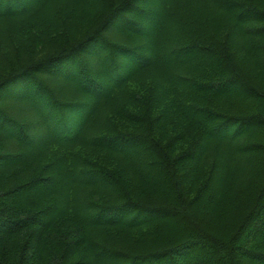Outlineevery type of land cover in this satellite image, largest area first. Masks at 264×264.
Here are the masks:
<instances>
[{"label": "trees", "instance_id": "16d2710c", "mask_svg": "<svg viewBox=\"0 0 264 264\" xmlns=\"http://www.w3.org/2000/svg\"><path fill=\"white\" fill-rule=\"evenodd\" d=\"M0 264H264V0H0Z\"/></svg>", "mask_w": 264, "mask_h": 264}, {"label": "rangeland", "instance_id": "374dc122", "mask_svg": "<svg viewBox=\"0 0 264 264\" xmlns=\"http://www.w3.org/2000/svg\"><path fill=\"white\" fill-rule=\"evenodd\" d=\"M98 8L99 7L97 4H95V6H92L91 4H89L88 7L85 8V10L89 13V18L82 21L84 24H82L80 27L77 28V30H75V33L77 32V35L79 34L77 38H81V36L83 35L82 30L88 25V22L91 21L90 20L91 17L95 16V13L97 12ZM155 9H157V7H155ZM92 28H93V26L89 27L88 29L91 30ZM106 36L108 37L109 40H111L112 42H115V43H119V44L129 43L128 41H126V39L123 36H121L120 34H117L116 32H111V31L109 32L108 31V34ZM50 44L51 43H47V42L40 41V40L38 42L37 41L32 42L30 46L23 49L22 54L19 56L18 64H28V63L33 62L34 60H37L39 57L43 56V54L46 52V47H48ZM119 61L122 62V65L126 64V66H127V62H126L127 60L126 59L119 57ZM86 63H88L89 64V65L87 64L88 67L91 68L92 65H95L94 64L95 59L93 60L91 58H88ZM49 85L51 86L53 91L63 101H67V102L72 103V102H76L79 100L78 96L73 94L69 88L64 87L63 84L60 83L58 80H56V79L50 80ZM148 86H149V81L146 80V77L145 78L141 77V78L129 83L128 90L129 91L137 90V91H139V93H141V92L143 93V91H145ZM21 101H24V100L22 99ZM23 103L24 104L26 103L25 105L26 106L28 105V107L30 105L27 103L26 100ZM18 104L19 103L15 104V105H18ZM71 114L72 113H69V117L73 118V116ZM106 117L107 116H105V118ZM119 122H120V125L118 122H116L115 120L112 119L110 122H107L106 124L111 123L115 127V130L116 129H118L119 131H129L130 130V127L127 126L128 122L124 121L123 119H121ZM43 133H44L43 129H42V127H40L37 130H31L30 135L36 137V135H42ZM100 156L102 158L101 154H100ZM102 161L105 162L108 166H114V164H112L110 161H108L106 159H102ZM14 174H15L14 172H9L6 174L5 179H4V181H5L4 185L5 186L11 187L15 183V181L13 180ZM15 179H17V178L15 177ZM4 185L1 184V187L5 188ZM209 255H210L209 253L204 254L201 257V260H204V258L209 256Z\"/></svg>", "mask_w": 264, "mask_h": 264}]
</instances>
